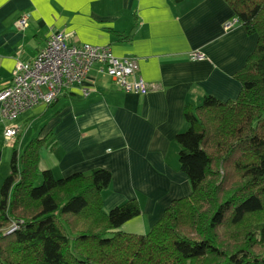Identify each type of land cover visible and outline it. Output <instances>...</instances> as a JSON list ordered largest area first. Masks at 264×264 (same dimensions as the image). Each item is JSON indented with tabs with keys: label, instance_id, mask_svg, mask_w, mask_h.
<instances>
[{
	"label": "crops",
	"instance_id": "crops-1",
	"mask_svg": "<svg viewBox=\"0 0 264 264\" xmlns=\"http://www.w3.org/2000/svg\"><path fill=\"white\" fill-rule=\"evenodd\" d=\"M24 14L29 26L20 31L16 22ZM234 19L223 0H0V90L11 83L17 63L32 61L57 32L67 34L69 44L109 47L118 58L135 59L151 87L146 94L126 92L96 64L80 85L64 88L53 104L40 103L14 122L2 118L0 106V189L6 165L11 172L8 152H21L36 135L48 137L41 169L57 178L109 170L104 208L138 200L141 215L120 231L146 234L173 200L191 193L176 159L186 107L201 105L208 95L226 102L240 94L234 75L258 37L239 23L225 30ZM199 50L206 60L191 59ZM9 126L20 129L14 145L4 140Z\"/></svg>",
	"mask_w": 264,
	"mask_h": 264
},
{
	"label": "trees",
	"instance_id": "trees-1",
	"mask_svg": "<svg viewBox=\"0 0 264 264\" xmlns=\"http://www.w3.org/2000/svg\"><path fill=\"white\" fill-rule=\"evenodd\" d=\"M223 1L258 42L234 75L236 100L208 95L184 111L175 140L190 195L146 234L122 232L141 215L139 201L107 212L112 173L57 178L40 167L48 137L34 138L13 149L0 189V264H264V0Z\"/></svg>",
	"mask_w": 264,
	"mask_h": 264
},
{
	"label": "built area",
	"instance_id": "built-area-1",
	"mask_svg": "<svg viewBox=\"0 0 264 264\" xmlns=\"http://www.w3.org/2000/svg\"><path fill=\"white\" fill-rule=\"evenodd\" d=\"M29 20L30 15H22L16 22L17 29L26 30ZM237 23L235 18L226 22L224 28L231 30ZM190 57L198 61L207 59L200 50L191 52ZM96 64L101 65L100 71L126 92L146 94L151 89L150 84L138 74L139 66L135 59L118 58L109 47L69 44L68 35L57 32L49 37L46 46L32 61L17 63L11 83L0 90L2 118L14 122L22 112L40 103L53 104L64 88L80 85ZM19 132L16 126L7 127L5 143L14 145Z\"/></svg>",
	"mask_w": 264,
	"mask_h": 264
},
{
	"label": "rangeland",
	"instance_id": "rangeland-1",
	"mask_svg": "<svg viewBox=\"0 0 264 264\" xmlns=\"http://www.w3.org/2000/svg\"><path fill=\"white\" fill-rule=\"evenodd\" d=\"M37 137H38L37 135L34 136V138H37ZM29 143H30V140L27 141V143H26V145L24 146V148H25ZM24 148H23V149H24ZM8 156H9V165H10L11 158H12V152H10V153L8 152ZM176 159L179 161V157H178V156L176 157ZM5 171H6V172H5V173H6V174H5V178H6V177L9 175V174H7V173H9V167H7V165H6V170H5ZM6 175H7V176H6ZM3 182H4V181H3ZM3 182H2V183H3ZM1 186H2V185H1ZM0 198H1V195H0ZM105 210H106V209H105ZM149 229H150V228H149ZM149 229L147 230V232L150 231ZM119 230H120V229H119ZM122 232H123V231H122Z\"/></svg>",
	"mask_w": 264,
	"mask_h": 264
}]
</instances>
